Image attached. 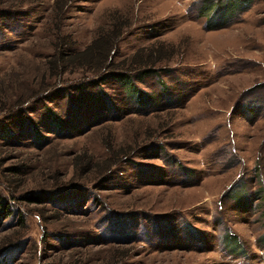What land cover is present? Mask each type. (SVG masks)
Listing matches in <instances>:
<instances>
[{
    "label": "rangeland",
    "instance_id": "374dc122",
    "mask_svg": "<svg viewBox=\"0 0 264 264\" xmlns=\"http://www.w3.org/2000/svg\"><path fill=\"white\" fill-rule=\"evenodd\" d=\"M227 2L0 0V264H264V0Z\"/></svg>",
    "mask_w": 264,
    "mask_h": 264
},
{
    "label": "trees",
    "instance_id": "16d2710c",
    "mask_svg": "<svg viewBox=\"0 0 264 264\" xmlns=\"http://www.w3.org/2000/svg\"><path fill=\"white\" fill-rule=\"evenodd\" d=\"M251 1L252 0H228V2L225 4H226V6L234 7V4L237 3L238 8L236 7L235 10L238 9V11H242L243 10V8H241L242 4L247 6L249 3H251ZM205 4H207V2H205ZM217 5H219L221 7V2H218ZM245 6H244V8H245ZM232 10H234V8ZM119 26H120L119 24H116L115 25L116 29ZM206 26L208 29L223 27V25H219V24L214 25V24H212V22H209V21H207ZM114 34H115V32H114ZM113 35L111 33L110 34H104L103 36L100 35L97 39H94V41L89 46H87L77 56V58H79V59L87 58L89 60L87 64H89V63L92 64V61H95L96 63L100 64L101 63V59H100L101 54L103 52H105L107 50V48H109V50L111 49V51H112V49L114 47L115 41H114ZM103 55H104V53H103ZM137 56H138V54L135 55V58ZM149 58H152V54L149 55ZM95 59H99V60L96 61ZM89 66H90V64H89ZM97 71H98L97 73H99V71H101V69H99ZM110 71L111 72H109V76L116 77L117 79H119V81H122L126 85V87L128 88V91H129L131 97H135L138 100L148 99L147 95H145V92L138 89L136 87V85L134 84V82H133L134 78H133V74L131 72H121V71H114V70H110ZM146 73H148V72L146 71ZM144 75H145V70H143V71L140 70L139 71V78L140 79L143 78Z\"/></svg>",
    "mask_w": 264,
    "mask_h": 264
}]
</instances>
